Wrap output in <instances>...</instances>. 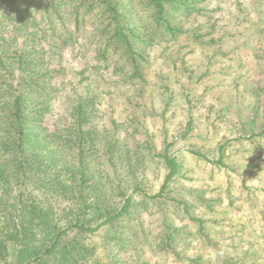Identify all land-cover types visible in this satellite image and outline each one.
<instances>
[{"label": "trees", "instance_id": "1", "mask_svg": "<svg viewBox=\"0 0 264 264\" xmlns=\"http://www.w3.org/2000/svg\"><path fill=\"white\" fill-rule=\"evenodd\" d=\"M207 1L0 0V264H127L121 254L137 243L185 263L196 261L187 256L195 235L214 245L211 201L182 182L176 140L136 142L124 122L102 123L98 84L144 97L162 46L190 75L181 51L202 44ZM68 52L82 60L71 70ZM255 87L251 114L235 123L243 136L190 148L195 157L227 167L240 138L261 147L254 139L264 138V84ZM66 94L71 106L50 125ZM162 95L169 107L172 90ZM160 171L155 188L150 175ZM156 216L153 234L146 221Z\"/></svg>", "mask_w": 264, "mask_h": 264}, {"label": "rangeland", "instance_id": "2", "mask_svg": "<svg viewBox=\"0 0 264 264\" xmlns=\"http://www.w3.org/2000/svg\"><path fill=\"white\" fill-rule=\"evenodd\" d=\"M256 1H207L206 15L212 21L203 31L202 44L184 45L181 51L188 52L185 57L193 69L190 75L162 46L158 55L157 49L154 51L144 97L137 99V90L110 88L98 80L103 90L99 105L102 123L112 119L124 122L130 139L136 142L151 138L160 146L166 138L176 140L175 150L186 168L182 182L211 201L212 209L205 216L214 245L199 235L192 237L187 256L195 262H177L137 243V248L121 254L127 264H230L233 260L237 264H264V138L254 139L261 147L245 138L232 143L227 167L198 159L189 151L209 150L227 138L243 136L235 123L251 114L255 86L264 84V0ZM81 61L68 52L64 65L71 70ZM167 89L174 94L169 107L162 95ZM135 101L142 108L134 107ZM71 104L68 94L58 99L48 123L52 125ZM162 174L150 175L155 188ZM146 224L148 232H157V216ZM190 229H194L192 224ZM94 240L101 243L102 232Z\"/></svg>", "mask_w": 264, "mask_h": 264}]
</instances>
